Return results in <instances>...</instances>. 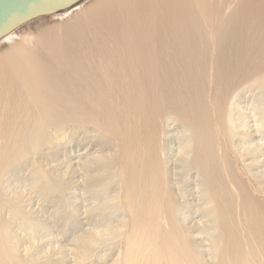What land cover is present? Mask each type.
<instances>
[{
	"label": "bare ground",
	"instance_id": "1",
	"mask_svg": "<svg viewBox=\"0 0 264 264\" xmlns=\"http://www.w3.org/2000/svg\"><path fill=\"white\" fill-rule=\"evenodd\" d=\"M81 2L0 38V264H264V0Z\"/></svg>",
	"mask_w": 264,
	"mask_h": 264
},
{
	"label": "water",
	"instance_id": "2",
	"mask_svg": "<svg viewBox=\"0 0 264 264\" xmlns=\"http://www.w3.org/2000/svg\"><path fill=\"white\" fill-rule=\"evenodd\" d=\"M74 0H0V38L40 12L61 10Z\"/></svg>",
	"mask_w": 264,
	"mask_h": 264
},
{
	"label": "rangeland",
	"instance_id": "3",
	"mask_svg": "<svg viewBox=\"0 0 264 264\" xmlns=\"http://www.w3.org/2000/svg\"><path fill=\"white\" fill-rule=\"evenodd\" d=\"M85 1H87V0H83V2H81V3H84ZM3 42H4L3 40L0 41V46L3 44ZM262 98H263V97H262ZM254 99H256V100H254ZM257 99H258V100H257ZM263 99H264V98H263ZM254 101H255L256 103H255ZM257 101L259 102L260 99H259L258 96L256 95V96L252 99V102H253L254 104H257V103H258ZM14 179H15V182L18 181L17 178H14ZM50 205H51V206H50ZM53 205H54V203L51 202V203H48V204L43 208L42 211H43L44 217H45V216H48L49 213L53 210ZM48 209H49V210H48ZM46 213H47V214H46ZM57 214H58V213H57ZM59 216H60V214L57 215V216L55 215V216H53V217H55L54 219L60 220V219H61V218H60L61 216H60V217H59ZM53 217H52V218H53ZM47 233H48V232H47Z\"/></svg>",
	"mask_w": 264,
	"mask_h": 264
}]
</instances>
